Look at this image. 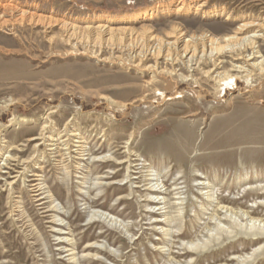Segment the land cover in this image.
Listing matches in <instances>:
<instances>
[{"label":"rangeland","instance_id":"374dc122","mask_svg":"<svg viewBox=\"0 0 264 264\" xmlns=\"http://www.w3.org/2000/svg\"><path fill=\"white\" fill-rule=\"evenodd\" d=\"M0 5V264H264V72L233 79L222 48L226 75L214 80L207 54L156 66L115 41L67 40L58 25L18 16L74 21L84 36L108 16L133 36L223 37L264 24V0Z\"/></svg>","mask_w":264,"mask_h":264},{"label":"bare ground","instance_id":"6f19581e","mask_svg":"<svg viewBox=\"0 0 264 264\" xmlns=\"http://www.w3.org/2000/svg\"><path fill=\"white\" fill-rule=\"evenodd\" d=\"M183 5L184 4L182 2H178L175 10H182ZM5 6L7 9L6 2ZM150 12V8L144 7L140 12V17L142 16V18H145L144 16ZM18 16L20 21L23 18H29V20L35 19L38 22L45 23L47 26H50L52 24L58 25L59 28L61 27L62 30L69 35V38L66 37L68 38L67 40L73 38H80L81 40L84 38H90L96 45L101 44V42H106V44H108L115 41V43L118 44L121 48H124V50L132 51L134 53V58L147 57L148 55H151L154 60V65L156 66L159 64L157 59L164 58V60L169 61L172 66L179 61V63L190 67L195 57L198 56L200 58L201 56L207 54L213 57L212 68L207 73H209L210 78L214 80L223 79V77H225L226 75L225 72L222 73L220 71H216V69L219 68V63L221 61L218 60V56L215 57L214 55L219 49L222 48L233 53V57L231 56L233 61L230 64V70L234 72L233 74H230L233 79L239 78L241 73L250 75L261 74L264 72V56L259 48L260 45H264V24L259 22H243L235 29L232 34L225 35L223 37L201 35L189 36L188 38H186L184 36V33L178 30L179 28H174L170 32H168L165 39H161L156 35L150 34L148 31L140 37L138 34L134 36L131 33L127 34L125 29H121L122 32L118 30L116 31L109 26V23L112 19H110L108 16H96V18L91 21V24L89 23L88 26L84 27L86 31H89L90 36H84L83 33H79L78 35L79 26L76 25L74 21L68 22L63 18H52L49 16H41L38 14L34 15L33 13H28L25 10H19ZM259 39L262 40V44H259ZM178 55L179 57H177ZM75 134L77 133H70V135L72 136H74ZM51 140L54 141L56 139L51 137ZM74 141L80 142L78 140ZM75 146L78 147L79 145ZM49 149L52 150L54 148L50 147ZM83 150L84 149L82 148V151ZM150 175L151 177L148 179L150 181H154V184H156V182L158 181L157 174H154L152 172L150 173ZM33 180H37V178ZM38 184L39 183L32 184L34 185L32 189L35 188L33 189V191L37 192L40 189H43V185ZM205 184L204 182H199L197 184L201 186L200 195L203 197L202 199H204V203L212 201L211 199H213L214 197L212 193V187L208 185V183ZM161 187H164V185H161ZM154 190L156 189L151 188L150 191ZM155 193H158L154 194L155 197H162L161 199H163L164 201L165 198L164 196L160 195L161 192ZM44 199L45 197L38 198L39 201L43 200V202L40 203L41 205L45 203ZM163 204L165 205V202ZM220 209H225L227 212L230 211L226 206H222L220 204L216 206V209L214 211L216 212ZM253 226H255V223L250 225V227ZM257 226V229H264L263 224H257ZM88 247L92 246L89 245Z\"/></svg>","mask_w":264,"mask_h":264}]
</instances>
